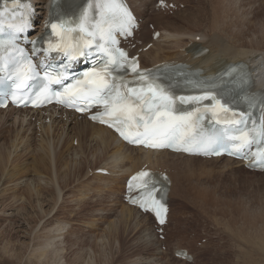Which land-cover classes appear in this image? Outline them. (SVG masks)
Masks as SVG:
<instances>
[{
	"label": "rangeland",
	"instance_id": "rangeland-1",
	"mask_svg": "<svg viewBox=\"0 0 264 264\" xmlns=\"http://www.w3.org/2000/svg\"><path fill=\"white\" fill-rule=\"evenodd\" d=\"M153 1L154 0H133L134 5L137 6L139 4L141 6L140 14L145 12L143 14L145 18L149 17L154 24H158V27H163L168 32L176 33L172 28L183 26L185 23L183 18H185V16L196 15L200 10L206 8L207 12L205 16L207 20L204 19L195 32L199 30L198 32H202L207 39H210L212 37H210V35L212 34L213 36L217 35L216 38L218 37V40L222 38L224 42L231 44V36L234 35V37L237 38L236 32L241 28L246 29V24H250L251 28L250 30L248 29L246 36L243 37L242 43L246 42L245 44L248 48H250V45L256 48H264V39L262 43H259L262 40V35L264 36V0H225L226 2L224 1L222 3H227L229 5L228 8H226L227 11L224 14L221 13L219 17V10L218 12L215 10V19L212 22L211 9L208 4L213 2V5H215L216 3L214 0H188V5L179 15L177 14L173 17L165 18L159 14L158 16H160V18L158 20L150 13V3ZM230 8H232L233 12H228L231 10ZM180 17L183 18L181 19ZM159 22L161 24H159ZM189 25L191 24H188V26ZM215 26L217 28L216 30ZM185 27L187 28V26ZM187 30L189 29L187 28ZM219 32L221 35H219ZM199 34L201 35V33ZM236 46H239L238 43ZM165 49L164 56L170 57L176 53L175 48ZM253 51L256 53L259 51L257 53L259 54L261 51L264 52V49H253ZM4 115L6 114L4 113ZM1 117L0 115V119ZM8 123L10 124L11 122L8 121ZM14 124H17V126L19 125L18 122H14ZM16 129L15 125L12 126V128H2L0 126V192L2 191V193H0V210L2 211L4 209L2 203L6 202L9 204L12 202V207L5 208V213L3 212L5 215L11 214L12 216L5 217L3 213L0 212V216L2 219L4 218L3 220L0 218V228L6 226L5 228L10 231L12 230L9 233L11 238L14 237V230L20 231L16 234L17 238L20 236L19 239L25 236L24 232L28 236V231L30 230L31 235L29 240L32 241L33 239L35 244H37L38 241L45 236L43 235L44 233L46 235L48 234L47 230H50L51 227L65 226L64 233L66 232V234L61 235L64 236L63 238L59 236V238L62 240L64 239V241L62 242L61 239L57 237L58 239L55 238L56 240H53L55 243L53 241L51 242L52 246L53 244L54 246H58L56 249L59 247L63 248L59 252L61 264L66 263L64 261L65 259L67 262L69 260L72 262L77 253H80L77 255L84 256L86 260L88 257H91L96 264H183L171 257L170 251L176 246L187 247L194 252L196 254L195 264H264V174H252L244 169L237 170L239 167L234 171L229 166L223 167L225 166L222 164L223 162L210 165L206 164L203 166L201 164L194 165L195 167L192 166L186 169L185 173H181L180 168H178V171L175 170L174 174L176 173L177 184L172 198L169 242H165L168 250L162 252L160 249L159 253V250L157 251L156 248L153 249L152 246H150L149 250L143 249V246L138 240L137 231L133 232L131 228L125 229L124 231L120 230V222H117V217H119L122 211V205L119 201V189L121 188V184L119 188V183L117 181L119 178L113 180L115 173L110 174L111 179L107 183L104 180H97L103 176L94 175V177H92L93 175H91L89 171L93 170L95 167L104 165L103 161L98 162L95 166H89L87 160L80 159L83 162L80 173H77L75 177L71 178L69 180L70 182H65V185L66 183L67 185H63L61 193L58 196L56 192L58 174L61 178L60 182L63 184V178H67V176L64 177L66 174L65 172L69 170L71 173L73 169L67 170L66 166L64 165L63 167L62 165L65 171L63 168H61V170L58 165L55 166L54 164V167L47 157L44 159L38 157L41 156L43 152H37V145L39 143L34 139V141H31L32 138H27L25 143V139L15 141L14 137L15 139L17 136H19L18 139L25 137L24 133L20 132V129L19 131ZM72 136V134L69 135V137ZM40 139L41 138H39V142ZM30 141L31 143H28ZM12 144L14 146L18 144V146L13 147ZM29 144H32V149ZM60 144H58V146ZM88 144L87 142L86 145ZM64 146L66 149V147L72 145L69 142L68 144L65 143ZM12 150H14L13 153ZM69 152L70 151H66V154ZM103 157L105 158V155H103ZM106 157L108 158V151H106ZM94 159V157L90 158L91 161H94ZM182 162L185 161L178 160V164ZM42 165L45 166L46 171L42 169ZM11 173L15 176L11 175ZM39 178H50L52 181L55 179L53 181L55 183V188L53 187L54 193L52 194L47 190V188H51V186L45 185L43 181H40V184L46 187V189L41 191L42 204L44 203L42 205L43 212H41V214L39 213V208L35 205L36 198H31V204H28L25 194L27 185L23 183L26 180H38ZM18 182H21V184H18ZM97 186H99L101 190H99ZM11 187L13 191L10 190ZM14 191L16 194H14ZM16 195L20 197L17 201ZM10 196L15 198V200ZM50 198L53 203L50 201ZM43 199H47L48 201H43ZM13 202L16 203L13 204ZM24 202L26 204H24ZM25 213H28L29 216L24 215ZM31 217L35 218L31 219ZM139 225L140 227L137 229H141V231L143 229L145 230V228H149L152 231V221L150 219L147 222H143V220L140 221ZM130 226L134 227L133 225ZM111 227L112 229L109 230ZM115 229L118 232H116V237V234L111 236L115 233L113 231ZM188 233L194 234V237L198 236V238H205L208 235L212 237L215 235L222 241V245L220 247L213 244L209 246L205 245L203 248L196 247L197 241H193V238L191 239L187 236ZM33 234L36 240H34ZM52 234L53 232L50 233V237ZM54 235L55 233L52 236ZM119 235H121V237ZM69 238L71 241H69ZM25 240L27 243L29 242L28 237H26ZM71 242L74 246H72ZM32 243L33 242H29L27 244L29 249L27 248L26 251L25 248L27 253L25 254L24 252L20 264L27 263V256L29 257V254L32 253ZM68 245H70V249ZM63 250L65 253L62 252ZM73 251L75 253H72ZM66 252L68 254L63 258ZM61 253L63 254L61 255Z\"/></svg>",
	"mask_w": 264,
	"mask_h": 264
},
{
	"label": "bare ground",
	"instance_id": "bare-ground-1",
	"mask_svg": "<svg viewBox=\"0 0 264 264\" xmlns=\"http://www.w3.org/2000/svg\"><path fill=\"white\" fill-rule=\"evenodd\" d=\"M46 1L47 0H34V2L36 3V6H37V10L39 12H42V10L44 9V6L47 3ZM224 1L225 0H214V2L216 3L215 5H213L214 4L213 2L208 4L210 6V9H211V22L215 19V17H214V11L215 10H216V12H218V10H219V12H220V15L218 14L219 17L221 16V13L224 14L227 11L226 8H228L229 5L227 3L223 4L222 2H224ZM128 2L130 3L133 11L139 17H142L143 14H140V11H138L139 7L137 8L136 5L134 7V4L132 3V0H128ZM204 7H206V6H204ZM230 9L231 10H229L228 12H233L232 8H230ZM205 10H206V8L200 10L198 14H196V12H195L196 15L185 16V18L180 17L181 19L182 18L184 19L185 23L183 24V26H178V27L176 26L175 28H172V30L174 32H176L177 34L176 33H170L168 31H166L165 29L161 28L160 30L162 31V36L153 44V46L150 49H148L145 53H142V55H141V58L144 59L143 61L148 64V65H145L144 67H148L150 65L159 63L161 61H168V60H171V59H175L176 56H181V54H179V53H176L173 57L164 56L163 55L165 53L164 49L165 48L180 49L181 47H183L184 43L186 44L187 40L184 42L185 39L194 38V35H197V34L201 33V35H200L201 40H203V39L206 40V44L209 46L208 47L209 48L208 54L201 56L197 60L199 66L202 67V69L204 71L212 72L213 69L217 65L223 64V63H225L227 61H233V62H235V61H244V62L248 61L253 66H256V70H257V72H259V78L261 79V85L264 86V56H263L264 52L261 51L259 54H257L259 51L257 53L253 51V49H261L262 50L264 48H259V47L256 48V47H252L251 45H250V48H248V46L245 44L246 42L242 43L243 37L246 36V34L248 32V29L250 30V28H251L250 24H246V29H242L241 28V29H239L236 32V37L237 38H235L234 35L231 36L232 41H230V42H231L232 45L227 43V42H224L222 40V38H221V40H218L217 39L218 37L216 38L217 35L213 36V34L210 35V37L212 36L210 39H207L206 36L204 34H202V32H198L199 30L197 32H195V30H197L200 27L201 22H203L204 19L207 20L206 16H205L207 10L206 11ZM156 18L158 19L157 15H156ZM234 19H235V17H234ZM229 22H231V21H229ZM159 24H161V23L159 22ZM188 24H191V25L188 26ZM247 25H249V26H247ZM185 26H187V28L190 31L187 30V28ZM216 29L217 28L215 26V30ZM219 35H221L220 32H219ZM167 39H170V41L166 42ZM263 39H264V36L262 35V40L259 43H262ZM237 43H238L239 46H236ZM161 44H166V45L165 46H161ZM258 55H259L260 58L258 57ZM255 57H258V58L256 59ZM1 113H4V112L0 111V114ZM5 114L8 115V114H13V113L5 112ZM14 122H16V121H14ZM18 124H20V122H18ZM18 127H19V125H18ZM59 131H60V126L58 124H56L53 127L52 131H51V133L53 132V134H52V138L49 140L50 141L49 144H47L45 142V139L47 137H44V135H42L41 139H40V142L37 145V148H38L37 152L38 151L43 152V154L41 156H38V157H41V159H44L45 157H47V159H49L50 162H52L53 166H54V164H55V166L58 165V167L60 169L63 168L64 165L66 166L67 170L68 169H70V170L73 169V170H71L72 171L71 173H70L69 170L65 172L66 174L67 173L68 174L64 175V177L67 176V178L64 179L62 177L63 180H64L63 184H61V182H60L61 178H60V175L58 174V180H56V182L58 183L57 184V188H56V192H57L58 196L61 193L63 185L64 186L67 185V183L65 185V182H68L71 178L75 177V175L77 173H80V171H81V169L83 167V162L80 159L87 160L89 166H95L96 164H98V162H102L103 161L104 162V167H98L99 169H106L108 172H110V174H114V173L115 174L116 173L123 174L121 177H119V183L121 184V188L120 189L123 192V188H124L123 186H124L125 177L128 176L133 171H135L136 169H138L143 163L150 162L152 165H157L158 162L168 163V158L167 157H170V154H167V152L143 154L142 151H137L136 149L129 148V147L125 146L124 144H122L121 142H119L118 140H116V138L113 136V134H111L109 131H107L105 129H102L100 127H97L95 125L86 123V122H82L80 125L79 124L78 125H74V128L68 127L67 132L64 133V134L60 133V136L55 134V132H59ZM71 134L73 136L69 137V135H71ZM75 136L77 137V147L76 148H73L72 146H69V147H66V149H65V146H64L65 143H62V144L59 143V141H67V140H69V138H70V143H72V141L75 138ZM28 138H30V137H28ZM87 142L89 143L88 145H86ZM58 144H60V145L58 146ZM66 151L67 152L70 151V152L68 154H66ZM106 151H108V158H104L103 157V155L106 154ZM140 154L143 155V159H141ZM89 156H90V158L94 157L95 158L94 161H91ZM177 157H181V158H178V159H180V161H185V162H182V163H179V164H178V162L176 163V161H174L176 166L177 165H182L181 173H185L186 172V168H190V167H192L194 165H200V164L202 166L206 165V164L210 165L212 163H218V162L221 161V160H200V159H196V158H188V159L185 160V159H183L184 157L181 156V155H178ZM152 158H153V160H151ZM17 159H18V157H17ZM131 161H133L132 164H129V162H131ZM84 163H85V161H84ZM24 164H25V162H24ZM222 164L225 165L223 167H228L229 166L234 171H236V169H237V167L239 165L237 162H234V161L229 160V159H225ZM62 165H63V167H62ZM85 165H86V163H85ZM96 168L97 167H95L94 169H96ZM13 169H14V167H13ZM21 169H24V168H21ZM42 169H45V171H46V168H45L44 165H42ZM240 169H241V166L237 170H240ZM63 170H64V168H63ZM48 173H49V171H48ZM61 174H62V172H61ZM11 175H14V174L11 173ZM179 178H180V176H179ZM18 179H16V180H18ZM55 179H56V177H55ZM110 179H111V176H107V177H100L97 180H99V181L104 180V181H106L108 183ZM72 180H71V182H72ZM11 181H12V179H11ZM40 181H43L45 185H50L51 188H47V190H48V192L50 194L54 193L53 192V187L55 188V183L50 178H48V179H40L39 178L38 180H36V179H34V180H26L23 183H24V185L25 184L27 185V188H26L27 191L25 192V194H26V199L28 201V204H31V198H33V199L36 198L35 199L36 200V204L35 205L39 208V213L41 214V212H43L42 205L44 204V203L42 204L41 191L46 189V187H45V185L40 184ZM176 181L177 180H175V177H174V181H173L174 183H173L172 188H171V196L174 195V189H175V182ZM18 184H21V182H18ZM33 184H34V186H33ZM97 188L99 190H101L99 186H97ZM10 190L13 191L12 187H11ZM5 192H9V191H5ZM0 193H2V191ZM42 193H44V192H42ZM14 194H16L15 191H14ZM3 195H6V194H3ZM11 196H12V194H11ZM18 196L16 198V201H17V199L20 198ZM0 197H1V194H0ZM8 198H7V200H8ZM11 198H13V197H11ZM13 199L15 200V198H13ZM44 200L45 199H43V201ZM45 201H48V200L46 199ZM50 201H52L51 198H50ZM11 203L8 204V203L4 202V203H2V206H4V209L5 208H10V207H12ZM14 203H16V202H13V204ZM52 203H53V201H52ZM24 204H26V203L24 202ZM78 207H80V206H78ZM4 209L2 211L0 210V212L1 213H3V212L5 213ZM4 213H3V215L5 217L6 216L10 217V215H11V214L10 215H8V214L5 215ZM24 215L29 216L28 213H25ZM0 218L2 219L1 216H0ZM34 218L35 217H31V219H34ZM7 219H9V218H7ZM148 219H149L148 215H140L133 208L127 207L125 205H122V211H121L119 217H117V222H120V224H119L120 225V230H122V231H124L125 229H128V228H131L133 230V232L134 231L138 232V240H139L140 244L143 246V249L149 250L150 246H152L153 249L156 248V250L158 251V249L160 248L161 244L158 242L157 237L155 236V234L152 233V231L149 228H145V230L143 229L142 231H141V229H137V228L140 227V225H139L140 221L143 220V222H147ZM9 222H11V221H9ZM130 225H133L134 227H131ZM5 227L4 228H0V264H20L22 262V259H23V256H24V252H25V254L27 253L26 251H27V248L29 247L27 244L29 242H33L32 245H31L32 246V249H31L32 253L29 252L30 254H29V257L27 256L28 260H27L26 264H61V259H59V254H60L59 252L63 248L59 247V248L56 249V247H58V246H54V244L52 246L51 242L53 240L55 241L56 240L55 238H57V237L59 238V236H61L63 234L64 235L66 234V232L64 233L65 226H63V227H61V226H53V227H51L52 229L50 228V230L49 229L47 230L48 234L46 235L44 233L43 235H45V236H43L42 239L40 241H38L37 244H35V241H33V239H32V241L29 240V237L31 235L30 230L28 231L29 232L28 236L24 232L25 236L21 235L22 237H21V239H19L20 236H18V238L16 236V234H18L20 232L19 230H14V232H13L14 233L13 234L14 237L11 238L10 237L11 235H9V233L12 230L10 231L9 229H7ZM111 229H112V227L109 228V230H111ZM113 231L115 233L112 234L111 236H114L116 234V232H117L116 229L113 230ZM51 232H53V234L55 233V235L52 236L53 235L52 234L51 237H50V233ZM129 233H131V232H129ZM116 236H117V234L115 235V237ZM119 236L121 237V235H119ZM26 237H28V240H29L28 243L25 240ZM33 237H34V240H36L34 234H33ZM61 237L63 238L64 236H61ZM115 237H113V238L117 239ZM22 238H23V240H22ZM59 239H61V238H59ZM66 239H67V237H66ZM61 241L63 242L64 239L63 240L61 239ZM69 241H71L70 238H69ZM118 241H120V240H118ZM58 242L60 243L59 240H58ZM58 242H57V244H58ZM71 244H72V242H71ZM51 246L54 247V248H52ZM69 246L70 245H68V247ZM72 246H74V245L72 244ZM25 248H26V251H25ZM69 249H70V247H69ZM71 251H72V249H71ZM62 252L65 253L64 250ZM72 253H75V252L73 251ZM62 254L63 253H61V255ZM67 254L68 253L66 252V254L63 256V258ZM77 254H80V253H77ZM77 254L76 255L74 254L75 257L73 258L72 262L70 260L67 262V260L65 259L64 260L66 262L65 264H96V262L91 257H88V259L86 260V258L84 256L77 255ZM241 255H242V253H241ZM106 264H109V263H106Z\"/></svg>",
	"mask_w": 264,
	"mask_h": 264
},
{
	"label": "snow or ice",
	"instance_id": "snow-or-ice-1",
	"mask_svg": "<svg viewBox=\"0 0 264 264\" xmlns=\"http://www.w3.org/2000/svg\"><path fill=\"white\" fill-rule=\"evenodd\" d=\"M111 7H114V5ZM56 27V25H52L53 31L56 30ZM81 31H83V28H81ZM100 31L102 34L101 39H105L106 37L103 35V29ZM90 46V42H86L84 47H80L78 45L71 52L65 51L64 54L69 59H74L76 55L87 57L85 47ZM120 56L123 57L124 53H120ZM110 65L130 69L131 72L135 74V76L141 81L146 80L147 76L149 75L143 72H138L137 64L134 60L127 64H120L117 59L112 58L105 63L102 70L93 71L91 74H85V80L77 81V84L73 86V88L66 89V94L73 97L74 99H93L97 103L103 104L106 110L111 107L112 111L106 112V114L113 116L117 121H119L121 117H123L125 121H136L137 125H139V123L142 121L144 127V133L142 135L146 137V139L137 138L132 142L142 143L147 147L153 148L164 146L172 147V141L176 139L174 136L175 129L179 126L187 127V124L192 117V113H189L185 116H174L172 114V105L174 103V99L166 94L163 89L159 88V86L154 85L153 83H149L147 89L148 92H151L152 94L151 98L149 100L143 99V89L138 92L135 88H128V85L123 82L118 83L115 77V67H110ZM30 72L31 64L29 63L26 70L20 74L21 78L28 76ZM84 84L89 86L83 87ZM19 86L20 85H17V87ZM124 88H128L127 93L122 91ZM131 96H135L136 99L131 100ZM201 99H209V96L205 95L202 97L188 98L180 97L181 102H186L187 100L198 101ZM145 105H147L146 110L144 107ZM137 107L140 109L139 112H137ZM214 107H219L226 111V109H223L218 101ZM77 110L80 111L83 109L78 108ZM201 118L202 117L200 116L196 117V119ZM92 119L95 120L97 117L93 116ZM109 126L111 127L113 125L109 124ZM117 131H120V129L117 128ZM120 135L124 136L125 139L128 138L123 131H120ZM239 139L241 142H243L244 137ZM212 144V138H207L200 141V146L205 149L211 148ZM149 179V173L141 172L137 176L132 177L131 181L129 182V187H133L135 182L140 181V183L136 186L140 189H147ZM152 204L156 205L157 202L153 200ZM141 206L145 207L146 205ZM155 211L157 217H159L160 208L158 206L156 207ZM161 223H163V220H161Z\"/></svg>",
	"mask_w": 264,
	"mask_h": 264
}]
</instances>
